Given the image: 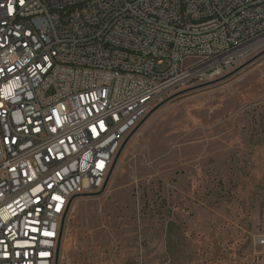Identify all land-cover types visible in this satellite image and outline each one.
Listing matches in <instances>:
<instances>
[{"label": "built area", "instance_id": "built-area-1", "mask_svg": "<svg viewBox=\"0 0 264 264\" xmlns=\"http://www.w3.org/2000/svg\"><path fill=\"white\" fill-rule=\"evenodd\" d=\"M263 48L264 0H0V264H56L154 102Z\"/></svg>", "mask_w": 264, "mask_h": 264}, {"label": "rangeland", "instance_id": "rangeland-1", "mask_svg": "<svg viewBox=\"0 0 264 264\" xmlns=\"http://www.w3.org/2000/svg\"><path fill=\"white\" fill-rule=\"evenodd\" d=\"M165 99L76 202L60 264H264V48L147 114Z\"/></svg>", "mask_w": 264, "mask_h": 264}, {"label": "water", "instance_id": "water-1", "mask_svg": "<svg viewBox=\"0 0 264 264\" xmlns=\"http://www.w3.org/2000/svg\"><path fill=\"white\" fill-rule=\"evenodd\" d=\"M257 58V57H255ZM205 85H199V87H203ZM169 99H165L164 101L160 102L158 105H156L148 114H146L143 119L136 125V127L127 135V137L124 139L122 145L120 146L114 160L112 163V166L110 168V171L107 175L106 181L102 187V189L97 192V193H90L89 195H94V194H101L102 192L105 191L109 180L111 179L113 172L116 168V165L119 161V158L123 152V150L125 149L126 145L128 144V142L131 140V138L135 135V133L141 128V126L147 121V119L156 111L158 110L161 106H163ZM88 195V196H89ZM64 225H65V218L62 221V225H61V230H60V239L58 242V247H57V253H56V264L59 263V257H60V250H61V244H62V237H63V232H64Z\"/></svg>", "mask_w": 264, "mask_h": 264}, {"label": "snow or ice", "instance_id": "snow-or-ice-1", "mask_svg": "<svg viewBox=\"0 0 264 264\" xmlns=\"http://www.w3.org/2000/svg\"><path fill=\"white\" fill-rule=\"evenodd\" d=\"M21 2H23V0H21Z\"/></svg>", "mask_w": 264, "mask_h": 264}]
</instances>
